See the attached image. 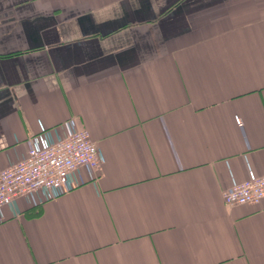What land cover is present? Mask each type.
<instances>
[{"label":"crops","instance_id":"obj_1","mask_svg":"<svg viewBox=\"0 0 264 264\" xmlns=\"http://www.w3.org/2000/svg\"><path fill=\"white\" fill-rule=\"evenodd\" d=\"M75 119L103 163L2 208L0 264H264V0H0V172Z\"/></svg>","mask_w":264,"mask_h":264},{"label":"built area","instance_id":"obj_2","mask_svg":"<svg viewBox=\"0 0 264 264\" xmlns=\"http://www.w3.org/2000/svg\"><path fill=\"white\" fill-rule=\"evenodd\" d=\"M64 127V137L57 128L41 129L28 139L25 158L0 172V220L2 208L13 207L20 197L34 201L39 194L43 201L55 200L97 179L103 163L97 146L75 119ZM222 198L227 206L264 204V175L234 184Z\"/></svg>","mask_w":264,"mask_h":264}]
</instances>
